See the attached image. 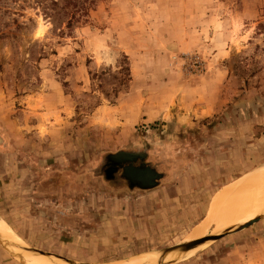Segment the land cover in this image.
Returning <instances> with one entry per match:
<instances>
[{"label":"rangeland","instance_id":"374dc122","mask_svg":"<svg viewBox=\"0 0 264 264\" xmlns=\"http://www.w3.org/2000/svg\"><path fill=\"white\" fill-rule=\"evenodd\" d=\"M93 1L68 31L54 15L56 0H0V216L27 243L0 241V264H27L23 248L70 264L166 249L174 252L163 264H264V213L195 256L181 258L177 248L223 189L264 166V0ZM127 72L131 81L120 84ZM43 92L74 109L47 135L31 101ZM100 105L106 125L96 119ZM148 113L156 120L136 123ZM67 139L86 143L83 152L50 148ZM132 146L157 160L167 175L162 190L123 197L133 220L116 242L64 243L73 231L46 223L40 206L52 188L46 157L59 154L51 170L69 171L77 179L69 188L97 192L102 185L83 175L82 159L90 166L99 152ZM105 201L120 202L105 194L92 206Z\"/></svg>","mask_w":264,"mask_h":264},{"label":"crops","instance_id":"0c3cea01","mask_svg":"<svg viewBox=\"0 0 264 264\" xmlns=\"http://www.w3.org/2000/svg\"><path fill=\"white\" fill-rule=\"evenodd\" d=\"M43 97L44 98H38L39 94H35L32 96V103L36 105V108H40V110H36V115L39 119V123L37 125V129H41L43 135H47L48 132L52 133V129L57 128V129H63L62 126L59 125L62 121L65 119L69 118L68 115H73L74 109L71 107L67 106H59L60 96L54 98H49L51 96L50 92L46 93L43 92ZM40 100H44L40 101ZM45 100L46 103H45ZM63 100V99H62ZM64 102V100H63ZM65 103V102H64ZM104 107L102 105L99 106L98 108V123H103L106 125V121L102 120L104 116H102V111ZM63 113H68L67 116H65ZM95 118V116H93ZM153 113H148L144 114L141 118H135L136 123L138 124L140 121L142 122H147L150 123L153 120H156L154 118ZM158 119V118H157ZM141 122V123H142ZM114 123H117V119L115 120ZM129 125V124H127ZM130 127H135V125H132ZM44 128V130H42ZM68 133H66L67 135ZM72 140L67 139L66 141L59 142L55 141L52 142L50 145V148H53L55 150L59 149V152H83L82 149H84V145L86 143H83L80 146L77 144H73L74 142ZM132 145V144H131ZM105 147V146H104ZM75 152V153H76ZM48 153V152H47ZM58 153H52L49 154L48 159H46L47 163H50L51 167H47L49 165H46V169L50 170L51 173L48 175H53L54 171L51 170L53 169V162L54 160L57 161L55 163L56 165L58 164ZM67 162V161H66ZM76 164V163H75ZM82 171L86 170L87 165L85 163V159H82ZM67 165V164H66ZM69 167V166H66ZM45 169V170H46ZM46 170V171H47ZM53 171V172H52ZM64 171V170H63ZM62 170H59L56 168V173L63 174ZM67 176L70 178H74L69 174L68 172ZM65 175V174H63ZM76 179V178H74ZM97 181V180H96ZM102 185V190H98L97 192L95 191H90L87 189L83 190H74L69 188V183L64 184L61 188L57 189H50L49 191L42 193L44 196L43 200L40 204L42 208V214H44V220L45 222H49L50 224H55L59 223L62 224L63 226H66L68 228H71L72 232V238L74 239L73 241L66 244L70 245H77L81 246L82 244H89L91 241H98V243L102 241H107L110 240V242H116L118 238L122 237L121 231V224H124L125 222L127 223L129 220H133L131 217L132 215V203H124L123 202V197L126 199H134L135 201H139L140 199H143L148 196H152L153 194L159 192L162 190V187H159L157 189L149 190V191H139V192H124L122 194L121 191H116L114 189L108 188L105 184L97 181ZM67 186V187H66ZM76 192L74 195L73 193ZM109 194V196L116 197V203L117 200L120 201L119 206L115 207L113 204L107 203L106 201L100 202L97 207L92 206V200L94 196H98L101 198V196ZM65 197V200H61L60 197ZM48 198V199H46ZM46 199V200H45ZM60 199V200H59ZM48 201V202H47ZM115 203V202H114ZM130 209V211H129ZM95 211L97 213L99 212L101 214L100 220L96 222L95 226L93 227V215H95ZM129 223V222H128ZM14 228L17 229L16 225H12ZM20 226V225H19ZM133 226V225H132ZM123 227V226H122ZM127 229L131 230V222L128 225L127 224ZM93 239V240H91ZM63 246V245H60ZM70 258V257H69ZM70 259L73 260H78L80 257H71Z\"/></svg>","mask_w":264,"mask_h":264},{"label":"bare ground","instance_id":"6f19581e","mask_svg":"<svg viewBox=\"0 0 264 264\" xmlns=\"http://www.w3.org/2000/svg\"><path fill=\"white\" fill-rule=\"evenodd\" d=\"M261 213H264V166L241 179L239 182L223 189L212 201L209 215L205 221L196 226L183 243L206 239L221 234V232H225L231 227L243 225L252 221L254 217ZM0 237L5 243H11L12 247L16 246L19 248L27 244L19 240L20 238L17 233L1 216ZM203 248V245L192 248L185 252L181 258L195 256ZM21 250L19 254L23 255L27 264H70L67 260L39 256L38 254H42L37 251H30L24 248ZM173 250L166 249L162 252L145 253L128 260L114 261L108 264H163L166 259L171 257L170 253Z\"/></svg>","mask_w":264,"mask_h":264},{"label":"trees","instance_id":"16d2710c","mask_svg":"<svg viewBox=\"0 0 264 264\" xmlns=\"http://www.w3.org/2000/svg\"><path fill=\"white\" fill-rule=\"evenodd\" d=\"M93 3V0H56L52 9L54 15H60L59 21L65 18L63 24L69 31L79 21L80 12L87 13ZM130 77L127 72L126 77L121 78L120 84L131 81ZM99 155L95 163L87 166L83 175L105 184L110 189L121 192L149 191L161 187L167 178V175L158 170L157 160L152 159L148 150L132 146L112 153L99 152ZM45 179L47 180L44 183L50 182V189L64 185L61 184L62 180L69 184L77 180L59 172L48 175Z\"/></svg>","mask_w":264,"mask_h":264},{"label":"water","instance_id":"95a60500","mask_svg":"<svg viewBox=\"0 0 264 264\" xmlns=\"http://www.w3.org/2000/svg\"><path fill=\"white\" fill-rule=\"evenodd\" d=\"M260 220V217L259 218H256L248 223H245L243 225H240L238 226L237 230L236 231H240V230H243L244 228H247L251 225H253L254 223H256L257 221ZM235 232V231H234ZM232 233V229L231 230H228V231H225L221 234H217L215 236H212L210 238H206V239H201V240H196V241H193V242H189L187 244H184L182 246H178L177 248L179 249V252L180 253H183V252H187L188 250L192 249V248H195V247H198V246H201V245H204V244H207L209 242H213V241H216L220 238H222L223 236L227 235V234H230ZM0 241L2 244H5L4 240H2V238L0 237Z\"/></svg>","mask_w":264,"mask_h":264}]
</instances>
